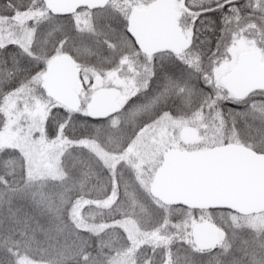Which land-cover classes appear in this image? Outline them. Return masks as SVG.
I'll use <instances>...</instances> for the list:
<instances>
[{
  "label": "snow or ice",
  "instance_id": "1",
  "mask_svg": "<svg viewBox=\"0 0 264 264\" xmlns=\"http://www.w3.org/2000/svg\"><path fill=\"white\" fill-rule=\"evenodd\" d=\"M0 264H264V0H0Z\"/></svg>",
  "mask_w": 264,
  "mask_h": 264
}]
</instances>
